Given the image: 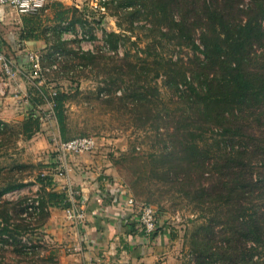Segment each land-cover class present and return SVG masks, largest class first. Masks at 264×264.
Wrapping results in <instances>:
<instances>
[{"label":"rangeland","instance_id":"374dc122","mask_svg":"<svg viewBox=\"0 0 264 264\" xmlns=\"http://www.w3.org/2000/svg\"><path fill=\"white\" fill-rule=\"evenodd\" d=\"M88 1L65 0L68 15L57 21L49 4L34 13L0 5V37L13 64L25 68L30 52L39 55L41 78L27 83L48 98L66 94L60 140L96 138L125 191L156 207L177 264H264V87L257 100L226 104L227 133L210 127L193 134L180 116L194 110L181 98L205 64L217 78L221 66L235 64L254 84L264 80V0H119L103 14ZM192 18L197 22H187ZM188 26L190 38L183 35ZM13 76L0 68V111L3 83ZM173 78L182 90L168 84ZM48 98L42 111L49 114ZM45 113V128L29 137L21 132L24 118H0V188L23 181L0 194L7 225L0 264H58L44 230L45 186L36 180L54 152L44 143L53 140L56 119Z\"/></svg>","mask_w":264,"mask_h":264},{"label":"crops","instance_id":"0c3cea01","mask_svg":"<svg viewBox=\"0 0 264 264\" xmlns=\"http://www.w3.org/2000/svg\"><path fill=\"white\" fill-rule=\"evenodd\" d=\"M55 1L65 3V0H50L46 7ZM9 42L13 45L14 40ZM15 67L14 76L6 77L3 83L6 92L3 93L1 107L4 108L0 111V118H25L29 111L31 103L28 96L36 85L27 83L26 79L31 77L29 66L24 68L21 62L16 61ZM42 103L34 104L33 109L41 116V130L46 126ZM54 121L51 119L53 140L44 141L50 150H54L60 140ZM45 132L39 134L43 137ZM49 162L44 171L52 176L54 189L68 191L72 188L75 193L70 196L71 203L78 206L84 216L83 221L78 222L66 216L65 207L49 205L44 230L58 264H177L174 254L168 249V238L161 222L157 232L148 238L133 226L129 218L134 216L138 205L126 203L125 194L119 193L126 188L121 185L115 162L100 153L97 147L90 152L66 155V167L61 174L53 171L54 152L49 155ZM134 198L137 203L141 202Z\"/></svg>","mask_w":264,"mask_h":264},{"label":"trees","instance_id":"16d2710c","mask_svg":"<svg viewBox=\"0 0 264 264\" xmlns=\"http://www.w3.org/2000/svg\"><path fill=\"white\" fill-rule=\"evenodd\" d=\"M119 0H109L106 3L109 4L111 2H116ZM193 2V0H192ZM132 3V0L125 2L124 5H129ZM106 4V5H107ZM52 6L55 8L53 11V19L55 21L63 19L68 15L69 7L64 4L55 1L52 3ZM162 6V5H161ZM162 8V7H161ZM160 10V9H159ZM23 19L27 20L24 16ZM194 21L195 19H190L187 22ZM191 25V24H187ZM191 26L186 28L184 36L189 37L193 34L190 30ZM109 36V45L111 48H117V37L115 31H110L108 33ZM187 39V38H185ZM184 39V40H185ZM203 51V56L206 58L208 55L204 53H208L207 49L201 50ZM210 55V54H209ZM203 65V64H202ZM156 68V67H155ZM203 70H199L195 72L197 75H201L194 79L193 82L187 85V93H185V97L181 98L183 101L188 102L190 106H193L194 110H189L190 114L187 112H183L180 116L183 119V115H187V119L189 122L186 126L188 129H198L202 131H207L210 127L221 128L223 129V133H227L229 131V118H227L230 109L226 107V104H238L241 106L242 103L249 100L251 97L254 100H257L261 91L264 87V80L262 82H257L254 84L253 81L247 79L243 70L237 66H231L228 64L226 67H222V73L220 78H217V74L215 70L209 69L208 65L201 66ZM172 71V69H169ZM233 71V72H232ZM188 72V71H187ZM185 78V74H182V79ZM117 80V79H116ZM115 79H110L111 84L116 85ZM183 83L180 79H168V84L173 85L177 89V85ZM157 87L155 86L154 91L157 93ZM178 91L182 89H177ZM66 94L63 91H55L53 95H49V98L44 94V90L39 86L33 87L32 92L29 94V102L30 107H33V104L42 103L46 101V99H50L51 101V110L50 113H45L47 117H54L57 121L58 128L61 134L64 133L66 127V114L64 109ZM138 100V99H135ZM146 101L151 102L148 98ZM231 102V103H230ZM249 103V102H248ZM187 104V103H186ZM179 114H176L178 116ZM41 116L33 111L32 108H29L27 116L21 122V132L25 137L31 136L33 133L37 132L40 127V118ZM195 122V123H194ZM227 122V123H226ZM199 124V126L197 125ZM195 126H198L195 128ZM195 130L193 131L194 134ZM198 138H201L196 133ZM68 139V138H67ZM65 140V139H64ZM54 149V155H55ZM83 153V152H81ZM69 154H78V153H69ZM67 154V155H69ZM56 164V162H55ZM64 170V169H63ZM36 180L41 182L44 186V204L45 205H53L59 207H67L72 205L70 198L67 195V191L65 190H57L53 187L52 176L45 172H40L36 175ZM23 184V181L20 183H12L4 185L0 188V194L3 192L9 191L18 185ZM261 204V202H260ZM263 205V203H262ZM3 219H0V233L4 230H7V225H1ZM252 233V229H249ZM226 241V240H225ZM227 251V250H226Z\"/></svg>","mask_w":264,"mask_h":264},{"label":"built area","instance_id":"2783aa9c","mask_svg":"<svg viewBox=\"0 0 264 264\" xmlns=\"http://www.w3.org/2000/svg\"><path fill=\"white\" fill-rule=\"evenodd\" d=\"M50 0H0L1 6H8L14 8L16 11L21 13L40 11L45 8L47 3ZM109 0H89V7L99 13L103 14L106 12V2ZM79 6V4H75ZM30 58V70L29 74L31 77L41 78L40 70V60L39 55L36 51H32L29 54ZM0 68L9 76H12L16 72V67L11 61V58L8 57L5 45L0 37ZM55 91H51L54 93ZM97 146V140L93 135H78L71 137L65 140H59L55 148V162L57 163L55 167L56 173H62L63 169L66 167L65 157L69 153H81V152H90L94 150ZM69 198L73 196L75 191L72 188H69L68 191ZM119 193L125 194V201L128 204L136 203L138 205L137 210L134 216L130 217L129 220H132L133 226L138 228V230L145 236L150 237L152 234L158 230V221H157V211L156 207L148 202L137 203L136 199L131 195L127 194L125 189L119 190ZM71 201H73L70 198ZM65 214L68 218L75 221H83V212L76 206L72 204L64 208Z\"/></svg>","mask_w":264,"mask_h":264}]
</instances>
